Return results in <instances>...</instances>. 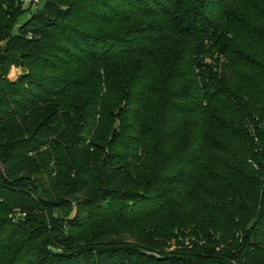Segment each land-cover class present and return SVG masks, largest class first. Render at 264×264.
Here are the masks:
<instances>
[{
  "label": "trees",
  "instance_id": "trees-1",
  "mask_svg": "<svg viewBox=\"0 0 264 264\" xmlns=\"http://www.w3.org/2000/svg\"><path fill=\"white\" fill-rule=\"evenodd\" d=\"M23 6L0 264H264V0H46L15 30Z\"/></svg>",
  "mask_w": 264,
  "mask_h": 264
},
{
  "label": "rangeland",
  "instance_id": "rangeland-1",
  "mask_svg": "<svg viewBox=\"0 0 264 264\" xmlns=\"http://www.w3.org/2000/svg\"><path fill=\"white\" fill-rule=\"evenodd\" d=\"M44 5V3H42L40 5V7L42 8ZM30 5L28 3H25L23 6V9L25 10V13L19 18L18 20V24L15 27V30H17L18 26L21 25L25 20H27L30 16V12L28 11ZM21 74V69L17 68V67H12V69L10 70L9 73V79L12 81H16L17 78L19 77V75ZM178 249V245L176 240H170L166 247L163 248L164 252H170V251H175Z\"/></svg>",
  "mask_w": 264,
  "mask_h": 264
},
{
  "label": "built area",
  "instance_id": "built-area-1",
  "mask_svg": "<svg viewBox=\"0 0 264 264\" xmlns=\"http://www.w3.org/2000/svg\"><path fill=\"white\" fill-rule=\"evenodd\" d=\"M46 0H22L23 5L25 3H28L30 5V11H36L42 3H44ZM235 264V263H233Z\"/></svg>",
  "mask_w": 264,
  "mask_h": 264
}]
</instances>
